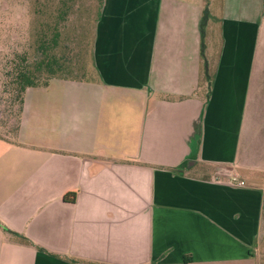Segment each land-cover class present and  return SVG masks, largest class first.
<instances>
[{
    "label": "crops",
    "instance_id": "0c3cea01",
    "mask_svg": "<svg viewBox=\"0 0 264 264\" xmlns=\"http://www.w3.org/2000/svg\"><path fill=\"white\" fill-rule=\"evenodd\" d=\"M97 15L90 77L0 138V264H264V0Z\"/></svg>",
    "mask_w": 264,
    "mask_h": 264
},
{
    "label": "trees",
    "instance_id": "16d2710c",
    "mask_svg": "<svg viewBox=\"0 0 264 264\" xmlns=\"http://www.w3.org/2000/svg\"><path fill=\"white\" fill-rule=\"evenodd\" d=\"M14 1L11 8L10 2L0 4V138L12 141L18 136L27 88L46 87L52 78L82 81L91 74L95 23L89 24L75 0ZM63 199L73 202L75 193Z\"/></svg>",
    "mask_w": 264,
    "mask_h": 264
},
{
    "label": "rangeland",
    "instance_id": "374dc122",
    "mask_svg": "<svg viewBox=\"0 0 264 264\" xmlns=\"http://www.w3.org/2000/svg\"><path fill=\"white\" fill-rule=\"evenodd\" d=\"M75 2L79 5V8L81 10H83L89 16V24H91L93 26V23L95 21L94 18H96L95 16L97 14V10L99 9L98 0H75ZM19 3L20 2L17 1L16 5L18 7L16 10L21 9V6L19 5ZM5 6H7V5H5ZM12 6H15V1L11 2L8 7L11 8ZM206 10H207V7H206ZM88 77H90V74ZM1 134L2 133L0 131V135ZM215 174H222V173H215Z\"/></svg>",
    "mask_w": 264,
    "mask_h": 264
},
{
    "label": "built area",
    "instance_id": "2783aa9c",
    "mask_svg": "<svg viewBox=\"0 0 264 264\" xmlns=\"http://www.w3.org/2000/svg\"><path fill=\"white\" fill-rule=\"evenodd\" d=\"M225 175L228 177V179L232 182H237V184L243 185L244 182L241 180H238L237 176L232 173H225ZM221 177L220 174H214L213 178L214 179H219Z\"/></svg>",
    "mask_w": 264,
    "mask_h": 264
}]
</instances>
